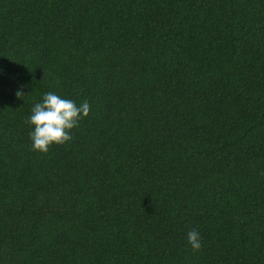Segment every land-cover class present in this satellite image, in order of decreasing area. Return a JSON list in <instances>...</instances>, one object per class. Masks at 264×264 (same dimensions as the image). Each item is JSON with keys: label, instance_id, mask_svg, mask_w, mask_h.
<instances>
[{"label": "trees", "instance_id": "obj_1", "mask_svg": "<svg viewBox=\"0 0 264 264\" xmlns=\"http://www.w3.org/2000/svg\"><path fill=\"white\" fill-rule=\"evenodd\" d=\"M0 69V264H264V0H0Z\"/></svg>", "mask_w": 264, "mask_h": 264}, {"label": "clouds", "instance_id": "obj_2", "mask_svg": "<svg viewBox=\"0 0 264 264\" xmlns=\"http://www.w3.org/2000/svg\"><path fill=\"white\" fill-rule=\"evenodd\" d=\"M24 95L22 91L16 92L18 98ZM90 111L91 105L86 100L77 105L74 100L62 98L51 91L46 92L40 102L34 103L31 115L25 121L34 126V130L29 133L31 150L47 153L53 144L63 145L71 141V130L79 127V122ZM187 242L194 251H198L202 247L199 231L194 228L189 230Z\"/></svg>", "mask_w": 264, "mask_h": 264}]
</instances>
